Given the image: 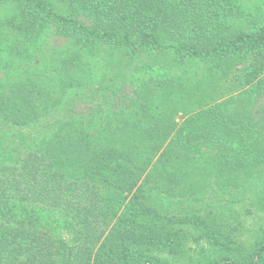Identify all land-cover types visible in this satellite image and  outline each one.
<instances>
[{
  "label": "trees",
  "instance_id": "1",
  "mask_svg": "<svg viewBox=\"0 0 264 264\" xmlns=\"http://www.w3.org/2000/svg\"><path fill=\"white\" fill-rule=\"evenodd\" d=\"M239 11L236 0H0L9 57L0 76V264H157L184 253L190 230L224 250L211 264H264V235L243 251L213 209L191 213L190 204L207 187L210 198L240 202L252 170L264 167V116L227 104L264 96V24L246 31L225 21ZM50 39L62 42L53 73L11 70ZM97 48L202 62L207 76H113L89 95ZM236 67L241 76L218 77L239 95L214 99L224 95L210 91L215 74ZM184 192L179 211L162 197Z\"/></svg>",
  "mask_w": 264,
  "mask_h": 264
},
{
  "label": "rangeland",
  "instance_id": "2",
  "mask_svg": "<svg viewBox=\"0 0 264 264\" xmlns=\"http://www.w3.org/2000/svg\"><path fill=\"white\" fill-rule=\"evenodd\" d=\"M236 3L240 7L239 13L230 16L225 20L226 22L230 21V24L235 28L246 31L256 30L259 26L264 24V0H236ZM60 45H62V42L53 41L52 39L45 41L43 45H41V42L32 44V49L36 51L33 55L34 58L29 61L31 64H27V61L21 63L16 62L17 67L13 63L11 70L16 72L19 76H41L38 72H36V74L29 73L35 72V70H39L40 68L48 73H53L55 58L52 57ZM93 54H96V56L93 57ZM93 54L90 57V63L92 65L91 74L92 76H97L96 79H98L92 80V85L86 88L89 95L93 94L92 91L95 92L98 89V85H108V79L113 76H122L120 78L121 82H127L130 76H165L167 78L175 76H197L202 80L207 76L205 73L208 70V66L197 61L175 64L173 60L174 56L172 55H167L162 58L159 55L156 56V53L151 55L142 54L139 58L130 60L128 57L129 54L126 51L98 50V48ZM44 56H47V58L44 59ZM159 59L163 61L161 63L165 72L162 74L160 71L162 69H155V62ZM260 59L264 60V54ZM8 60V54H6L5 51H0V76H3ZM253 62V60H249L245 68ZM239 67H242V65ZM40 73L46 74V72ZM241 75L242 73H240L239 70L237 71V67L234 68L229 75L215 74L217 79L211 83L210 91H213L217 95H224L222 97H215L214 99L230 100L239 95L238 92H235L236 85H234L233 82L226 84L225 81L229 79L227 77L221 78L218 76ZM9 76H13V73H10ZM101 93H104V91H99V94ZM82 98L83 96L77 101V104ZM90 99L95 100L94 97H90ZM230 103L232 106L231 110L238 111L246 109L258 117L264 116V96L261 98L254 96L249 99L246 98L243 101L236 100L235 103L228 102L227 104ZM189 170L193 171L195 168ZM250 176H252V178L241 190V194L243 195L241 196L240 202H227L223 197L215 198L214 196L210 198V188L207 187L199 194L198 197L200 200H198V202L192 201V203H190L193 205L191 213H195L198 209H201L202 213L200 212V214L206 215L207 212L213 209L214 216L221 219L220 221L226 224L229 231L235 236V239L240 236L238 240L243 244L241 248L243 251L255 248L258 240L264 235V167L255 168L252 170ZM192 183L194 184L193 187L196 185L200 186L202 180L194 179ZM185 196H188L185 192L183 196L162 194V197L167 198L169 201L168 204H171L175 211H179L183 206L181 202L182 200H186L184 198ZM190 232V236L185 241L186 245L183 254L178 256L171 254L160 255L157 264H211L214 260L222 258L221 256L224 250L214 245L213 239H210V237L206 235H201V230H190Z\"/></svg>",
  "mask_w": 264,
  "mask_h": 264
}]
</instances>
